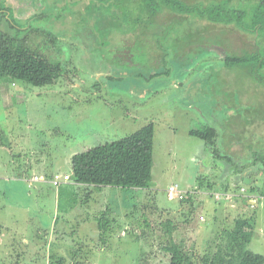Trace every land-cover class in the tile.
Listing matches in <instances>:
<instances>
[{
    "label": "rangeland",
    "instance_id": "obj_1",
    "mask_svg": "<svg viewBox=\"0 0 264 264\" xmlns=\"http://www.w3.org/2000/svg\"><path fill=\"white\" fill-rule=\"evenodd\" d=\"M7 1L0 29L61 73L44 87L0 80V264H170L173 242L218 263L238 219L254 227L243 249L264 257V197L251 206L198 189L264 150V84L224 67L227 50L260 54L227 58L251 68L264 59V0H185L239 13L226 31L194 14L143 29L135 0ZM150 123V188L53 184L75 155ZM216 125L227 135L217 149L191 135Z\"/></svg>",
    "mask_w": 264,
    "mask_h": 264
},
{
    "label": "trees",
    "instance_id": "obj_2",
    "mask_svg": "<svg viewBox=\"0 0 264 264\" xmlns=\"http://www.w3.org/2000/svg\"><path fill=\"white\" fill-rule=\"evenodd\" d=\"M7 2V0H0V23L6 19ZM133 5L137 7V10L139 9L138 11L143 12L144 16H137L140 23L146 22L143 29L149 26L162 29L172 21L187 20L186 16L190 14L198 15L209 24L219 25L221 31H226L232 25L240 26L236 22L239 13L231 12L233 13L231 15L225 10H210L203 5L188 4L185 0H135ZM253 61V68L243 63L229 62V60L225 62L224 67L227 69L242 68L243 72L255 81L264 84V59L260 56ZM60 73L59 63H51L31 50L25 40L16 39L7 30L0 29V80L23 81L33 86L44 87L52 85L60 77ZM238 125L242 126V123ZM238 125H229L232 127V133H234L233 128ZM223 130H220L218 125L205 126L199 130L193 129L191 135L206 142L210 148L217 149L227 137L225 128ZM154 137L155 127L150 123L124 139L75 155L72 158L74 173L72 181L77 186L95 188H150L152 186ZM250 153H253L252 162L238 167L227 179L217 181L200 179L199 191L212 193V195L234 193L238 196L244 189L246 198L241 196L235 198V200L241 199L244 204L251 196L264 197V150L250 151ZM261 178L262 184L258 187L256 184ZM185 195L187 196H184V203L193 204L194 194L189 192ZM253 229L250 220L238 219L233 232L229 235L231 247H228V253L225 256H222L220 252L216 255L218 258H225L218 263H216L214 253V256L211 252H206L203 256L197 253L189 255L183 250L181 244L173 242L170 247L166 248V252L171 256L170 264H221L225 261L228 264H264L262 255L243 249L250 243V232H253ZM50 264H65V258L52 256Z\"/></svg>",
    "mask_w": 264,
    "mask_h": 264
},
{
    "label": "built area",
    "instance_id": "obj_3",
    "mask_svg": "<svg viewBox=\"0 0 264 264\" xmlns=\"http://www.w3.org/2000/svg\"><path fill=\"white\" fill-rule=\"evenodd\" d=\"M74 177V173L72 172L71 174H67V175H55L54 180H53V184L57 187L60 188L62 186H64L65 184H68L72 181V178ZM35 180H39L40 178H35ZM178 192L177 187H171L169 190V195H173L174 193ZM245 190L242 189L241 193L238 194V196H241L243 198H246V195L244 194ZM216 199L220 200L223 199L224 197L230 200L235 199L236 197H238L236 194H220V193H216L215 194ZM247 201H249L251 203V206H253L255 204V201H253V198H248Z\"/></svg>",
    "mask_w": 264,
    "mask_h": 264
},
{
    "label": "flooded vegetation",
    "instance_id": "obj_4",
    "mask_svg": "<svg viewBox=\"0 0 264 264\" xmlns=\"http://www.w3.org/2000/svg\"><path fill=\"white\" fill-rule=\"evenodd\" d=\"M198 38V37H197ZM200 38V37H199ZM193 43V40L192 41H189V43ZM188 43V44H189ZM218 44V43H217ZM241 45H244V44H241ZM243 47V46H242ZM248 47H243V48H241V51H243V52H241V53H237V52H228V50L226 51V55H225V61H227V58H230V57H233V56H235V57H238V58H240V59H246V57L247 56H257V55H260V54H258L257 52L255 53V54H251V53H249L248 51ZM245 64V63H244ZM243 64V65H244ZM247 67H249V64H245Z\"/></svg>",
    "mask_w": 264,
    "mask_h": 264
},
{
    "label": "crops",
    "instance_id": "obj_5",
    "mask_svg": "<svg viewBox=\"0 0 264 264\" xmlns=\"http://www.w3.org/2000/svg\"><path fill=\"white\" fill-rule=\"evenodd\" d=\"M66 175H67V174H66ZM39 178H40V181H44V178H43L42 176H40ZM50 182H51V180H50ZM65 185H75V184H74L73 181H71L70 183L65 184ZM65 185H64V186H65Z\"/></svg>",
    "mask_w": 264,
    "mask_h": 264
},
{
    "label": "water",
    "instance_id": "obj_6",
    "mask_svg": "<svg viewBox=\"0 0 264 264\" xmlns=\"http://www.w3.org/2000/svg\"><path fill=\"white\" fill-rule=\"evenodd\" d=\"M247 204L251 205V203L249 201H246Z\"/></svg>",
    "mask_w": 264,
    "mask_h": 264
}]
</instances>
